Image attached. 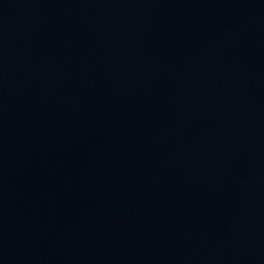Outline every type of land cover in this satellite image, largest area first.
<instances>
[{
    "label": "water",
    "instance_id": "obj_1",
    "mask_svg": "<svg viewBox=\"0 0 264 264\" xmlns=\"http://www.w3.org/2000/svg\"><path fill=\"white\" fill-rule=\"evenodd\" d=\"M0 264H264V0H0Z\"/></svg>",
    "mask_w": 264,
    "mask_h": 264
}]
</instances>
